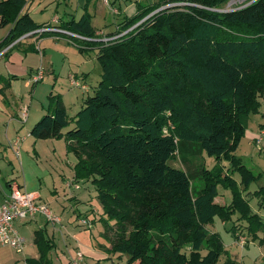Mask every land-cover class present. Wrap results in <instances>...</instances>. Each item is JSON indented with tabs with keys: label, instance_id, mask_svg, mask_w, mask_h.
<instances>
[{
	"label": "trees",
	"instance_id": "trees-1",
	"mask_svg": "<svg viewBox=\"0 0 264 264\" xmlns=\"http://www.w3.org/2000/svg\"><path fill=\"white\" fill-rule=\"evenodd\" d=\"M231 1L138 3L136 14L123 19L107 41H94L87 13L63 26L83 38L81 53L97 48L100 81L71 119L60 97L50 96L52 111L30 136L68 142L79 160L75 180L92 177L103 214L131 227L111 245L113 253L127 256L125 264H218L222 244L206 229L215 217L226 222L237 215L252 237L264 229L242 198L261 174L253 175L233 156L244 120L258 111L264 93V0L224 9ZM26 4L0 1V28L10 26L0 47L29 33L48 34L36 33L45 26L23 12ZM197 154L215 157L217 165L208 170L200 163L196 176L168 164ZM237 171L240 189L232 178ZM260 180L253 196L264 213V175ZM218 187L230 190L228 205L214 202ZM124 204L132 215L119 211ZM49 242L35 231L39 257L25 264H49Z\"/></svg>",
	"mask_w": 264,
	"mask_h": 264
},
{
	"label": "rangeland",
	"instance_id": "rangeland-1",
	"mask_svg": "<svg viewBox=\"0 0 264 264\" xmlns=\"http://www.w3.org/2000/svg\"><path fill=\"white\" fill-rule=\"evenodd\" d=\"M59 1L60 4H58V11L56 14L58 17L62 15V7L66 5L64 4V0ZM101 1L104 3L105 0ZM106 1L112 2L113 0ZM121 1L122 0H118L113 6V10L118 11L121 9V14H119V12L113 13L112 10L110 11L108 8L111 7V5L109 7H105L97 4V8L101 11V13L106 15V19H109L116 24L119 23L123 17L122 11L124 6H122ZM252 1L254 0H233L229 2L224 9H235L247 5ZM49 12H46L43 18H39L38 14L35 15L38 19V23L45 21L44 19L51 16V13ZM40 13L41 12H39V14ZM97 21L99 24L96 25V27H99L98 29L102 30L100 27H104V24L100 19ZM110 29L112 30L113 26ZM56 36L63 37L64 35L48 32L46 37H42L40 39L41 42L43 41L42 39H47L40 45L41 49L45 46L51 47V49L47 50V54L49 57H52V60L54 61L53 68L55 69V74L49 72V68L41 62L39 57L40 64L37 69H41L43 72V79L35 85L33 90L24 85L27 79L25 77L19 81L17 80V82L9 80L7 92H5L6 90H3L8 97L10 106L14 109L16 108L22 111L26 110L29 116L38 111H42V109L46 110L50 108L51 110L52 99L50 96L57 95L61 100L63 98L62 101L64 102L65 109L67 110L68 118L71 119L78 111V106L84 103L86 97L92 95L93 89L97 87L98 82L100 81V67L96 56L98 51L86 48V50L81 53L76 47H74V45H70L69 48L65 46L63 47V45L59 42L53 40V37ZM66 45L69 46L68 44ZM40 48L38 49L41 52ZM34 54L35 56H38L37 53ZM69 70L78 73L80 76L83 74L85 75L83 78L85 82H82L81 85L85 86L86 84L89 88L88 92L82 91L81 88L72 87L71 85V87L69 86L70 82L67 79V73ZM4 82L7 81H2V83ZM4 92L0 93L3 94ZM1 98L3 99L2 95ZM259 101L260 107L258 111L256 113H250V115L244 120L246 131L239 143V146L233 153V156L239 158L241 164L245 168L249 169L253 175L256 176L261 174L260 178L259 176H256V180L249 185L248 190L246 191L247 194H245V197H248L250 201H254V199L257 200V198L253 196V193L258 189V182L264 175V135L261 134L262 132L264 133V93L262 97H260ZM29 125L30 120L25 127H23V130L28 128ZM19 150V161L16 159V156L13 155L15 159V161L13 159V165L16 170L14 171V174L19 176L18 182L24 183L25 190L27 192L39 194L40 199L38 202L45 205L54 214L58 213L61 215L62 219L69 217L67 213L71 212V225H74L76 229L79 228L80 232H91V234L88 233V236L92 240L91 243L93 248L97 249V251H101L106 257L105 260H103V264H125L127 256L113 253L111 251V245L113 241L121 235L126 236L131 227L128 224L120 225L115 221L111 222L108 220L107 215L103 214V203L98 197V193L92 182L93 178H78L77 184L79 185L80 190L72 192L73 195H71L70 198L64 199L66 194L68 195L71 193L67 191L66 194L64 193L65 189L62 188L63 180H74L76 178L75 168L79 163L75 154L72 151H68V142L63 138L48 140H35L31 138L24 143ZM200 163L203 168L211 170L217 165V160L215 157H209L206 154H202L201 156L197 154L193 158L189 159V161H183L179 158V156H176L168 162L171 167L184 170L191 175L196 174V176L199 173ZM220 163L221 164L219 165H223L225 169L230 168L229 163L226 161H221ZM17 168H19V170ZM232 178L237 182L240 189L239 171H237L234 175L232 174ZM197 184L198 183L195 181L194 185L198 186ZM218 193L219 195H222L221 197L227 195V199L229 200L232 197L230 190L224 189L223 187H218ZM244 193L242 198L245 201H248L244 197ZM225 202L228 203V200ZM119 211L121 213L132 215V210L128 204H124ZM96 212L99 213L97 214ZM86 214H90L91 216H87ZM100 218L101 221H98ZM235 218H237V216H232L224 222L228 225L224 228L221 225L222 221L218 217L213 219L212 224H208L206 226V229L210 234L218 235L224 250L219 258L218 264L226 263V260L224 261V257H226L227 253H229V249L226 246L228 238L230 237V232L226 229L229 228L233 222H236ZM82 219H87L91 223L90 230L85 229L80 225V221ZM42 226H46V230H48V232L49 230L58 231L57 227L52 229L50 225H46L45 221H42L41 224L39 222H32L19 227L18 232L26 240L25 249L22 252H17L9 246L0 245V264H25L27 260L33 259L32 257L35 255L37 256L39 253L34 244L33 236L34 231ZM57 226H59V224H57ZM239 228L244 235H247L245 222H241L239 224ZM56 231L55 237L59 236V231ZM218 232H220V234ZM55 242L57 243L56 238ZM224 247H226V249ZM225 250L227 252H225ZM205 253L206 251L202 249L201 254L204 255ZM49 255L51 254L48 253L47 258ZM50 259L51 261H49V264H58L57 262L52 261V257H50ZM79 264L84 263L80 261Z\"/></svg>",
	"mask_w": 264,
	"mask_h": 264
},
{
	"label": "crops",
	"instance_id": "crops-1",
	"mask_svg": "<svg viewBox=\"0 0 264 264\" xmlns=\"http://www.w3.org/2000/svg\"><path fill=\"white\" fill-rule=\"evenodd\" d=\"M25 1L27 2V4L23 12H27L35 23L46 26L47 28L58 27L60 30H63L64 32H68L63 29L64 24L68 23L71 20L77 21L79 18H81L82 15L87 13L91 17V24L95 30V36L97 37V39H94V41H107L108 39L106 37L109 36L110 34L117 32L118 27L123 19L131 18L133 15L136 14L137 12L136 5L138 3H141L144 6H147V5L150 6L152 4L159 2L160 0H122L121 1L122 6H124V9L122 11L123 17L121 21L116 24L110 21L109 19H106V15L101 13V11L98 10L97 7L98 5H103L105 7H109L111 5V7L108 8L111 11L113 10L114 3L117 2L118 0H113L112 2L109 1L107 2L108 3L107 5L105 3H102L101 0H64V4L66 5L62 7L63 12H62V15H60L59 17L56 16L57 11H58V4H60L59 0H25ZM39 12L41 13L39 14ZM46 12L51 13V16L44 19L45 21L38 23L37 21L38 19L36 18L35 15L38 14L39 18H43ZM118 12L119 14H121V9H119L117 13ZM56 18H57V23H54L53 20ZM99 19L104 24L103 25L104 27L102 26L100 27L102 30L98 29L99 27H96V25L99 24V22L97 21ZM94 23H95V26H94ZM54 25H57V26H54ZM112 26H113V29L111 30L110 28ZM9 29H10V26L0 28V43L8 35ZM60 34L64 36L63 37L56 36V37H53L54 39L53 38L52 39L54 41L59 42L61 45H63V47L65 46L69 48L70 45L71 46L74 45V47L77 48V44H82L81 41H79L77 38L73 36L66 35L65 33H60ZM41 38H38L37 36H31L28 38L26 37L22 39L20 42H17L16 45L12 46L11 48L7 49L9 44L6 46L2 45L0 47V92H4L3 90H6L5 92H7V89L9 87V80L12 82H17V80L19 81L20 79H23L24 77L27 78L24 85L28 88H31V90H33L36 84H32L30 82V79L32 76L36 74L38 70L37 68L40 64L39 57H40L41 62L45 64L46 67L49 68V72L52 74H55L54 73L55 69L53 68L54 61L52 60V57H49L47 54V50L51 49V47L45 46L44 48L41 49L40 45L44 43V41L47 40V39L45 40L42 39L43 41L41 42L40 40ZM66 44H68L69 46H67ZM38 48L41 49V54ZM87 48L97 51L96 47H87ZM84 50H86V48ZM34 53H37L38 56H35ZM84 77H85L84 74L80 76L78 73L72 72L70 70L67 73V79L69 80V82L71 81L72 78H74V80H77L81 84L82 82H85L83 79ZM2 81H7V82L2 83ZM6 83L8 84V87L2 90V88L5 86ZM70 85L71 83L69 84V86ZM85 86H86V89L84 90L81 89V90L84 92H88L89 88L87 87L86 84ZM72 87H75V86H72ZM77 88H80V87H77ZM5 92L3 94L0 93V201H2L3 198L15 186L19 187L20 189L25 190L24 183L18 182L19 176H16L14 174V171H16L14 169L15 166L13 165V162L15 161V159L13 156L14 155L13 151L10 148V144L16 138H21L22 139L21 143L23 144L26 143L29 139L32 138L30 136V130L33 127V125L44 114L50 113L52 111V109L50 110V108L43 110L41 107L42 111H38L40 113L36 112L35 114H32L29 116L26 110L22 111L20 109L12 108L10 106V102ZM1 95L3 96V99L1 98ZM6 104H7V107H6ZM81 107L82 105L78 106V111L81 109ZM51 108H52V105H51ZM23 113L26 114L25 123H21L19 121V117ZM29 120H30L29 127L23 130V127H25V125L28 123ZM71 127H72V124L69 125L68 128H71ZM66 131L67 129L63 130V133H65ZM21 143H20V147H22L23 145ZM19 156H20V153H19ZM17 169L19 170V168ZM66 180L68 179L63 180L62 188L65 189V192H64L65 194H66V191L71 194H68V195L66 194L64 196V199L70 198L71 195H73L72 192L80 190V189L78 190L67 189L64 186V183ZM75 182L77 183V180H75ZM258 184H259L258 186H260L262 184V181L260 180ZM29 193H33V192H29ZM34 194L38 197V200H39L40 199L39 194L37 193H34ZM245 194H247V192L244 193V197H245ZM218 196H219V200H218V197L214 200V202L217 205L225 206V205H228L231 201V198L230 200L227 199V195L223 197H221L222 195H218ZM245 198L248 200V204H250L249 206L251 208L252 213L260 216L264 221V213L258 207V204H257L258 200L254 199L253 197L251 198L254 199V201H250L248 197H245ZM227 200H228V203L225 202ZM96 213L98 214L99 212H96ZM67 214L69 215V217H67L66 219H62V216L56 213V215L59 216L61 219L59 226L57 225L52 226L49 223H47L43 217L38 216L34 220H30L26 222H16L15 227L18 231L19 227L25 226L29 223L39 222L41 224L42 221H45L46 225H50L52 229L56 227L58 228L59 236L57 237H55L56 230H52V231L49 230L50 232L49 234L48 230H46L47 229L46 226H42L35 230V231L42 230L45 233L44 234L45 237L48 240H50L49 244L53 246L52 249H50L49 251L51 255H49L48 261H51L50 257H52V261L57 262L58 264H74L73 262L75 260L76 253L80 252L82 254L81 262H83L84 264H92V263L103 264L104 262L103 260H105L106 257L102 254L101 251H97V249L93 248V245L91 243L92 240L88 236V233L91 234V232H82V231L80 232L79 228L76 229L74 225H71V220H72L71 212H68ZM86 215L91 216L90 214H86ZM234 216H237V215H234ZM98 221H101V218L98 219ZM235 221L236 222H233L231 226L226 229L227 231L230 232L229 233L230 237L228 238V242L226 246L229 249V253H227L226 257H224V261L226 260L225 264H264V229L256 233L254 237L250 236L249 234L244 235L241 229L239 228V224L243 221H238L237 218H235ZM221 225L223 226V228L228 226L227 223H224V222H222ZM231 228H233L234 230H230ZM218 233L220 234V232ZM237 234H241L242 236L246 238L244 244H241L238 241ZM55 238L57 240V243L55 242ZM73 239H74V242H73ZM226 247L224 248L226 249ZM225 252L227 251L225 250ZM38 257L39 255L37 256L35 255L32 258L38 259Z\"/></svg>",
	"mask_w": 264,
	"mask_h": 264
},
{
	"label": "built area",
	"instance_id": "built-area-1",
	"mask_svg": "<svg viewBox=\"0 0 264 264\" xmlns=\"http://www.w3.org/2000/svg\"><path fill=\"white\" fill-rule=\"evenodd\" d=\"M104 3L107 5V1ZM114 13L117 11L112 10ZM54 23H57V18L53 20ZM44 32H53V33H65L66 35L73 36L78 40H82L83 38L60 30L58 27L47 28L46 26L42 29L36 31V33H44ZM33 36L31 33L21 36L18 39H15L13 42L9 44L8 48L16 45L17 42H20L24 38H28ZM5 49V50H7ZM40 52V51H39ZM41 54V52H40ZM43 79V72L41 69H38L36 74L31 77L30 82L32 84H37ZM72 86L80 87L81 89H86V86L81 85L74 78L70 81ZM19 121L21 123H25L26 114L23 113L19 117ZM261 134L264 135L262 132ZM22 139L16 138L11 144L10 148L12 149L16 159L19 161V149L20 143ZM64 186L67 189H80L79 185L74 180H66ZM41 216L45 219L47 223L52 226H55L61 222L59 216L54 214L50 209H48L45 205L40 204L38 202V197L34 193L26 192L23 189L15 186L4 198L0 201V245L1 246H9L15 249L17 252H22L26 247V240L22 237L15 227L16 222H26L30 220H34L36 217ZM80 225L85 229H90L91 223L87 219H82L80 221ZM238 241L241 244L245 243L246 238L241 234H237ZM82 254L80 252L76 253V257L74 260V264H79L81 261Z\"/></svg>",
	"mask_w": 264,
	"mask_h": 264
},
{
	"label": "water",
	"instance_id": "water-1",
	"mask_svg": "<svg viewBox=\"0 0 264 264\" xmlns=\"http://www.w3.org/2000/svg\"><path fill=\"white\" fill-rule=\"evenodd\" d=\"M248 4H249V3H248ZM164 8H165V7L160 8V9L156 10L155 12H157V11H159V10H161V9H164ZM155 12H154V13H155ZM152 14H153V13H152ZM150 15H151V14H150ZM148 17H149V16H147L146 18H148ZM146 18H145V19H146ZM145 19H144V20H145ZM142 21H143V20H142ZM142 21H141V22H142Z\"/></svg>",
	"mask_w": 264,
	"mask_h": 264
}]
</instances>
